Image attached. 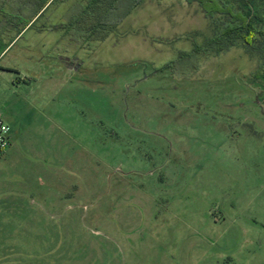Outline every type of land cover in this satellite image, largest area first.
Masks as SVG:
<instances>
[{"label": "rangeland", "instance_id": "obj_1", "mask_svg": "<svg viewBox=\"0 0 264 264\" xmlns=\"http://www.w3.org/2000/svg\"><path fill=\"white\" fill-rule=\"evenodd\" d=\"M44 1L0 0L15 28L43 6L0 56V264H264L260 37L218 44L194 0Z\"/></svg>", "mask_w": 264, "mask_h": 264}, {"label": "trees", "instance_id": "obj_2", "mask_svg": "<svg viewBox=\"0 0 264 264\" xmlns=\"http://www.w3.org/2000/svg\"><path fill=\"white\" fill-rule=\"evenodd\" d=\"M48 1L49 0H45L43 5H45ZM90 1V8H92L95 3H98L101 0ZM130 1L132 2V6H135L140 0ZM194 1H198L203 6V8H207L208 13L221 14L228 19L227 23L222 26L219 36L216 37L217 39H215L218 44L222 40H226L227 42L224 44V46H229L232 45L236 40H241L246 45L252 46L253 42L256 40V35H258L260 37L261 51L264 52V29H257L255 26L256 23L261 20L255 7L256 0H237V2L240 3V10L236 12L233 11V5L231 3L226 4L223 2V0ZM42 7H40L39 11Z\"/></svg>", "mask_w": 264, "mask_h": 264}, {"label": "crops", "instance_id": "obj_3", "mask_svg": "<svg viewBox=\"0 0 264 264\" xmlns=\"http://www.w3.org/2000/svg\"><path fill=\"white\" fill-rule=\"evenodd\" d=\"M50 1V0H49ZM48 1V2H49ZM47 2V3H48ZM40 11L38 10V9H36L35 10V12H34V15L31 17V19H29V21L26 23V24H24L22 27H18V28H15V23L13 22V19L14 18H9V19H7V20H5L4 19V21L2 20V21H0V39H1V37L3 36V33H8V43H3V46H4V48L0 51V56H1V54L3 53V51L7 48V46H9L16 38H18L21 34H22V32L27 28V26L29 25V23H30V21L33 19V18H35L37 15H38V13H39ZM6 25V26H5ZM4 27V28H3ZM62 59V58H61ZM64 60V59H63ZM70 62H72L71 64L73 65V63L74 62H76V64H77V61H70L69 60V63L68 64H70ZM62 64L63 65H68L67 63H66V61L65 62H62ZM78 65V64H77ZM72 67L70 66V69H71ZM11 145V144H10Z\"/></svg>", "mask_w": 264, "mask_h": 264}, {"label": "built area", "instance_id": "obj_4", "mask_svg": "<svg viewBox=\"0 0 264 264\" xmlns=\"http://www.w3.org/2000/svg\"><path fill=\"white\" fill-rule=\"evenodd\" d=\"M11 144V128L0 113V156Z\"/></svg>", "mask_w": 264, "mask_h": 264}, {"label": "flooded vegetation", "instance_id": "obj_5", "mask_svg": "<svg viewBox=\"0 0 264 264\" xmlns=\"http://www.w3.org/2000/svg\"><path fill=\"white\" fill-rule=\"evenodd\" d=\"M65 61H66L67 64L69 63L68 60H64V61H62V62H65ZM71 63H72V62H70L69 65H70L72 68H77V67H78L77 64H76V62H74L73 65H72Z\"/></svg>", "mask_w": 264, "mask_h": 264}]
</instances>
